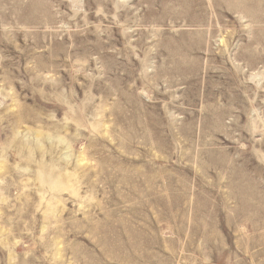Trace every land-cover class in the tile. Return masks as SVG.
I'll return each instance as SVG.
<instances>
[{
  "label": "rangeland",
  "instance_id": "obj_1",
  "mask_svg": "<svg viewBox=\"0 0 264 264\" xmlns=\"http://www.w3.org/2000/svg\"><path fill=\"white\" fill-rule=\"evenodd\" d=\"M0 264H264V0H0Z\"/></svg>",
  "mask_w": 264,
  "mask_h": 264
}]
</instances>
